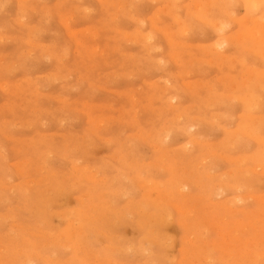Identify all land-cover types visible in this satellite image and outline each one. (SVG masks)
Segmentation results:
<instances>
[{
    "label": "rangeland",
    "instance_id": "rangeland-1",
    "mask_svg": "<svg viewBox=\"0 0 264 264\" xmlns=\"http://www.w3.org/2000/svg\"><path fill=\"white\" fill-rule=\"evenodd\" d=\"M263 160L264 0H0V264H264Z\"/></svg>",
    "mask_w": 264,
    "mask_h": 264
},
{
    "label": "bare ground",
    "instance_id": "bare-ground-1",
    "mask_svg": "<svg viewBox=\"0 0 264 264\" xmlns=\"http://www.w3.org/2000/svg\"><path fill=\"white\" fill-rule=\"evenodd\" d=\"M25 2V1H24ZM105 2V1H104ZM217 2V1H216ZM261 1H259V2H257V3H260ZM205 3V2H204ZM256 3V2H255ZM209 4V3H208ZM255 7V6H254ZM250 9H252V8H250ZM81 10V9H80ZM86 11V10H85ZM132 17V16H131ZM138 20V19H137ZM139 23V22H138ZM186 27V26H185ZM86 30V29H85ZM86 33V32H85ZM140 34V33H139ZM244 35V34H243ZM147 38V37H146ZM258 38H259V36H258ZM239 39H241V37L239 38ZM24 56V55H23ZM130 56H131V54H130ZM23 81V80H22ZM24 91V90H23ZM248 105V104H247ZM187 131V130H186ZM255 135V134H254ZM166 137V136H165ZM237 140V139H236ZM264 161V160H263ZM183 189V188H182ZM186 189V188H185ZM214 194H215V192H214ZM236 201V200H235ZM239 204V203H238ZM231 212H232V210H230ZM192 242V241H191ZM253 258V257H252Z\"/></svg>",
    "mask_w": 264,
    "mask_h": 264
}]
</instances>
